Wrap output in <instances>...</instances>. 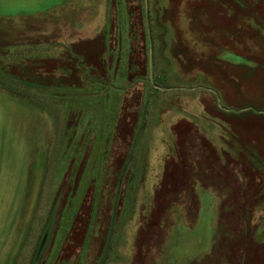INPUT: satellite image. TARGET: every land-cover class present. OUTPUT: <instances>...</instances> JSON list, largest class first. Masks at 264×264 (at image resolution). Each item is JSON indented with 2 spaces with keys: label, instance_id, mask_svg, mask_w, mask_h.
<instances>
[{
  "label": "rangeland",
  "instance_id": "rangeland-1",
  "mask_svg": "<svg viewBox=\"0 0 264 264\" xmlns=\"http://www.w3.org/2000/svg\"><path fill=\"white\" fill-rule=\"evenodd\" d=\"M147 1L0 0V264H264V0Z\"/></svg>",
  "mask_w": 264,
  "mask_h": 264
},
{
  "label": "water",
  "instance_id": "water-1",
  "mask_svg": "<svg viewBox=\"0 0 264 264\" xmlns=\"http://www.w3.org/2000/svg\"><path fill=\"white\" fill-rule=\"evenodd\" d=\"M148 1L145 0V16H146V23H147V32H148V37L151 40V30H150V25H149V15H148ZM151 45V42H150Z\"/></svg>",
  "mask_w": 264,
  "mask_h": 264
},
{
  "label": "trees",
  "instance_id": "trees-1",
  "mask_svg": "<svg viewBox=\"0 0 264 264\" xmlns=\"http://www.w3.org/2000/svg\"><path fill=\"white\" fill-rule=\"evenodd\" d=\"M124 4H126V0H124Z\"/></svg>",
  "mask_w": 264,
  "mask_h": 264
}]
</instances>
